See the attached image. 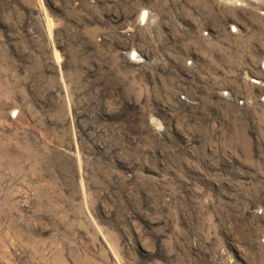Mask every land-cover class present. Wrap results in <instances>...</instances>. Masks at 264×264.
<instances>
[{
  "label": "rangeland",
  "instance_id": "1",
  "mask_svg": "<svg viewBox=\"0 0 264 264\" xmlns=\"http://www.w3.org/2000/svg\"><path fill=\"white\" fill-rule=\"evenodd\" d=\"M0 264H264V0H0Z\"/></svg>",
  "mask_w": 264,
  "mask_h": 264
},
{
  "label": "bare ground",
  "instance_id": "2",
  "mask_svg": "<svg viewBox=\"0 0 264 264\" xmlns=\"http://www.w3.org/2000/svg\"><path fill=\"white\" fill-rule=\"evenodd\" d=\"M146 16H147V13L145 12V13H144V16H143V19H145V18H146Z\"/></svg>",
  "mask_w": 264,
  "mask_h": 264
}]
</instances>
